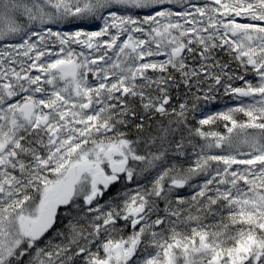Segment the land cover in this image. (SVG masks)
I'll use <instances>...</instances> for the list:
<instances>
[{
    "label": "snow or ice",
    "instance_id": "6c2138e0",
    "mask_svg": "<svg viewBox=\"0 0 264 264\" xmlns=\"http://www.w3.org/2000/svg\"><path fill=\"white\" fill-rule=\"evenodd\" d=\"M0 264H264V0H0Z\"/></svg>",
    "mask_w": 264,
    "mask_h": 264
},
{
    "label": "trees",
    "instance_id": "16d2710c",
    "mask_svg": "<svg viewBox=\"0 0 264 264\" xmlns=\"http://www.w3.org/2000/svg\"><path fill=\"white\" fill-rule=\"evenodd\" d=\"M214 107H218V105L214 106Z\"/></svg>",
    "mask_w": 264,
    "mask_h": 264
}]
</instances>
